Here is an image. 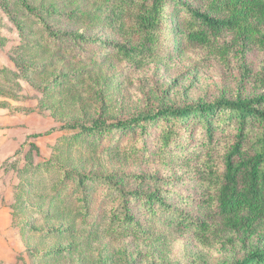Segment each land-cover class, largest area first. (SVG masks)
Wrapping results in <instances>:
<instances>
[{
  "label": "rangeland",
  "instance_id": "obj_1",
  "mask_svg": "<svg viewBox=\"0 0 264 264\" xmlns=\"http://www.w3.org/2000/svg\"><path fill=\"white\" fill-rule=\"evenodd\" d=\"M25 1L33 12L20 0H0V264H230L264 246V220L247 236L218 228L210 191L189 171L193 154L156 155L142 142L134 152L129 135L101 139L61 128L264 91V26L247 41L224 31L209 44L181 45L184 10L168 0L148 42L135 22L142 0ZM42 21L65 35L52 43ZM189 124L200 130L196 120ZM79 176L98 180L82 178L80 191ZM101 178L125 191L158 190L213 231L177 221L149 231L143 216L142 233L113 235Z\"/></svg>",
  "mask_w": 264,
  "mask_h": 264
},
{
  "label": "trees",
  "instance_id": "obj_2",
  "mask_svg": "<svg viewBox=\"0 0 264 264\" xmlns=\"http://www.w3.org/2000/svg\"><path fill=\"white\" fill-rule=\"evenodd\" d=\"M201 1L206 4L205 9L187 5L184 1L174 2L182 6L179 10H184L186 17H177L182 27L178 40L181 45L209 44L211 38L224 31H234L247 41L262 29L261 25L264 26V0ZM168 2L142 0L137 4L135 22L145 41L155 40L154 35L167 15ZM20 3L27 11L33 12L25 0H20ZM42 25L54 44L61 35H65L49 31L43 21ZM71 37L84 40L80 35ZM117 48L125 55L134 52L123 46ZM215 54L225 60V53ZM191 120L198 122L200 130L195 127L190 129ZM61 128L78 130V134L101 139L111 136L112 140H116L120 135H129L128 147L134 152L142 142L144 146L150 144L151 150H147L156 155L172 152L193 154V166L189 171L210 191L207 201L217 209L216 216L220 218L218 228L223 225L247 236L264 220V91L252 96L237 94L181 106L163 105L146 114L112 122L98 115L88 125L68 123ZM228 130H232L231 136L226 135ZM194 132L198 133L195 139L190 136ZM82 178L98 180L79 176L76 183L80 187ZM124 178L136 184H147L148 180L146 177ZM99 180L102 184L100 194L107 200L108 210L112 212L107 226L113 235L142 233L145 225L143 216L148 218L146 227L149 231L156 227L154 224L169 225L175 221L188 223L200 234L213 231L206 219L167 203L158 190L150 193L136 189L125 191L118 182L105 178ZM83 189L85 187H81L80 191ZM134 201L138 206L135 210ZM230 264H264V246L248 250L242 258Z\"/></svg>",
  "mask_w": 264,
  "mask_h": 264
}]
</instances>
